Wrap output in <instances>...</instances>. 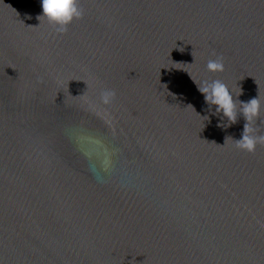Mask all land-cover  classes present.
Returning <instances> with one entry per match:
<instances>
[{
	"label": "water",
	"instance_id": "water-1",
	"mask_svg": "<svg viewBox=\"0 0 264 264\" xmlns=\"http://www.w3.org/2000/svg\"><path fill=\"white\" fill-rule=\"evenodd\" d=\"M78 3L0 0V264H264V144L197 85L264 135V0Z\"/></svg>",
	"mask_w": 264,
	"mask_h": 264
},
{
	"label": "clouds",
	"instance_id": "clouds-1",
	"mask_svg": "<svg viewBox=\"0 0 264 264\" xmlns=\"http://www.w3.org/2000/svg\"><path fill=\"white\" fill-rule=\"evenodd\" d=\"M41 6L42 15L38 16V19L46 17L54 30L60 34L67 32L68 25H70L74 19H79L83 16L78 0H41ZM207 68L209 71L213 72L223 71L224 64L222 60H210L207 64ZM192 79L196 82L193 77ZM197 85L198 90L204 94L205 103L209 108L215 105L216 112L223 113L232 123L237 121L238 114L243 115L246 123L242 131V138L236 140V148L252 153L256 150L257 144H264V135H253V129L250 127L251 122L258 118L260 114L261 104L259 96L247 102L241 101V107L239 112H237L233 95L223 82L216 80L211 83L205 82L203 86L199 83H197ZM114 96V91L105 90L102 93L103 103H110Z\"/></svg>",
	"mask_w": 264,
	"mask_h": 264
}]
</instances>
